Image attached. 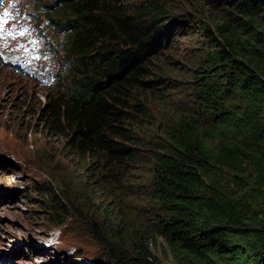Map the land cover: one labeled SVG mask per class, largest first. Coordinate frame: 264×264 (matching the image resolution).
<instances>
[{"label":"trees","instance_id":"obj_1","mask_svg":"<svg viewBox=\"0 0 264 264\" xmlns=\"http://www.w3.org/2000/svg\"><path fill=\"white\" fill-rule=\"evenodd\" d=\"M59 3L41 11L69 76L47 109L71 166L51 176L48 222L77 221L101 246L84 214L144 204L111 214L134 254L111 243L107 264H264V0Z\"/></svg>","mask_w":264,"mask_h":264},{"label":"rangeland","instance_id":"obj_2","mask_svg":"<svg viewBox=\"0 0 264 264\" xmlns=\"http://www.w3.org/2000/svg\"><path fill=\"white\" fill-rule=\"evenodd\" d=\"M192 1L198 0H189ZM212 1L209 0H215ZM21 4L43 24L48 15L41 10L46 6L51 11L60 7L59 0H21ZM52 20L62 23L55 16ZM48 35L56 46L52 70L58 73V79L52 87L19 74L0 57V264H107V247L111 243L134 254L131 246L111 239V214L118 211L126 218L142 217L144 204L108 207L101 201V215L84 214L83 219L101 222V246L97 235L87 233L77 221L61 229L48 222V208L56 194L51 176L64 174L71 166L65 158L66 138L53 130L47 109L56 98L58 86L66 84L69 67L58 46L59 34L50 29ZM197 40L188 37L182 42L193 45ZM180 99L186 102L184 96ZM75 171L78 175L79 171ZM148 243L149 253L166 262L169 249L165 240L153 237Z\"/></svg>","mask_w":264,"mask_h":264}]
</instances>
